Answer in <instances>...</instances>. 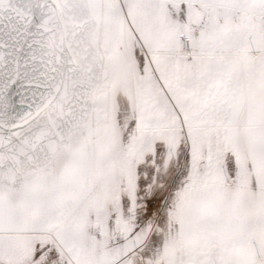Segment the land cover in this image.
I'll use <instances>...</instances> for the list:
<instances>
[{
	"label": "snow or ice",
	"instance_id": "6c2138e0",
	"mask_svg": "<svg viewBox=\"0 0 264 264\" xmlns=\"http://www.w3.org/2000/svg\"><path fill=\"white\" fill-rule=\"evenodd\" d=\"M0 264H264V0H0Z\"/></svg>",
	"mask_w": 264,
	"mask_h": 264
}]
</instances>
